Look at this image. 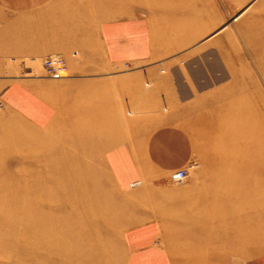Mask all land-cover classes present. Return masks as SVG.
Here are the masks:
<instances>
[{
  "label": "rangeland",
  "instance_id": "374dc122",
  "mask_svg": "<svg viewBox=\"0 0 264 264\" xmlns=\"http://www.w3.org/2000/svg\"><path fill=\"white\" fill-rule=\"evenodd\" d=\"M261 1L58 0L69 5L63 14L75 37L104 21H145L154 58L113 70L135 71L127 78L71 81L66 56L97 53L92 39L36 46L25 66L41 74L33 87L57 110L42 128L4 106L3 86L23 60L18 46L0 45V190L31 200L33 184L58 194L69 162L86 172L82 216L96 220L85 242L83 232L67 231L60 264H125V233L147 224L157 226L152 242L169 264H264V51L249 34ZM47 15L44 31L52 33L62 21ZM51 55L63 57L62 72L45 67ZM113 146L131 150L137 185H117L104 159ZM179 169L185 178L177 182ZM23 177L28 192L17 184Z\"/></svg>",
  "mask_w": 264,
  "mask_h": 264
},
{
  "label": "crops",
  "instance_id": "0c3cea01",
  "mask_svg": "<svg viewBox=\"0 0 264 264\" xmlns=\"http://www.w3.org/2000/svg\"><path fill=\"white\" fill-rule=\"evenodd\" d=\"M67 7L69 5L58 0H0V45L18 46L13 50L18 51L20 60H23L17 75L8 74L11 79L3 86L1 100L4 106L37 128L48 125L55 118L57 110L53 102L33 87L42 85L41 74L35 68L25 66L27 53L30 56L33 51L38 52L36 46L83 44L85 39L91 38L97 46V53L79 58L66 56L68 69L71 71L67 79L71 81L80 78L88 79V82L92 80L93 83L107 75L116 80L127 78L133 76L135 71L113 70L122 62L141 64L154 58L149 28L145 21L135 17L126 23L114 25L104 21L93 27L92 32L79 29V34L75 37L74 26L67 24L68 20L64 15L67 14ZM58 13H64V17L58 16ZM47 14H54L52 19L60 18L62 21L52 33L44 31L46 20L43 18ZM30 60L33 61L34 58L31 57ZM121 150L125 154L119 152ZM125 155L129 162H126V167H121L119 162H125ZM104 159L118 186H131L138 181L130 179L137 165L128 148L113 146L105 153ZM135 192L139 193L141 190ZM156 230V225L147 224L141 228H131L125 233V248L128 251L125 264H169L168 258L153 245Z\"/></svg>",
  "mask_w": 264,
  "mask_h": 264
},
{
  "label": "bare ground",
  "instance_id": "6f19581e",
  "mask_svg": "<svg viewBox=\"0 0 264 264\" xmlns=\"http://www.w3.org/2000/svg\"><path fill=\"white\" fill-rule=\"evenodd\" d=\"M254 14L258 18L256 21L254 19V22L261 28L253 24V27L259 29L252 30L253 27H250V39L252 38L251 40L255 42L262 39L263 42L260 47L264 51V15H262L264 14V0L258 3L250 16ZM69 163L70 166L66 174H59L56 171L59 174L58 181L55 182L58 186V194L53 192L48 196L47 189L54 187L46 185L39 187L33 184L35 185L34 198L22 200L21 195L11 193V190L8 192L3 189L0 190V223H2L0 233L8 236L7 238L0 236V264L10 263L12 259L15 260L12 264H60L61 258L58 254V248L70 245L69 233L67 232L69 230L72 231V234L77 230L78 233L83 232L80 240L85 242L87 239L86 232L90 227L89 223L96 219H87L82 216L87 212V203L83 195V188L79 184L85 181L86 172L77 168L74 161ZM27 179V177H23L18 180L22 184L17 183L25 192L32 188L25 183ZM137 184L138 182H134L131 185ZM8 186L11 185L8 184ZM2 188L4 187L2 186ZM70 190H72V199L67 197ZM6 201L9 202L10 207H4L3 204ZM33 202L37 209L33 213L29 209V211L24 212L22 204ZM53 205L58 206L57 209H53ZM57 213L60 216L57 217ZM97 221L99 220L97 219ZM32 238L35 240L34 245L31 244Z\"/></svg>",
  "mask_w": 264,
  "mask_h": 264
},
{
  "label": "built area",
  "instance_id": "2783aa9c",
  "mask_svg": "<svg viewBox=\"0 0 264 264\" xmlns=\"http://www.w3.org/2000/svg\"><path fill=\"white\" fill-rule=\"evenodd\" d=\"M44 64L45 67L50 71V72H56L60 73L65 69V62L64 59L61 58L59 55H51L48 56L44 59ZM172 178L175 181H182L185 178V171L183 169H179L175 171L172 174Z\"/></svg>",
  "mask_w": 264,
  "mask_h": 264
}]
</instances>
